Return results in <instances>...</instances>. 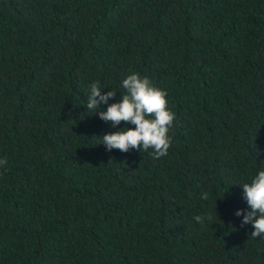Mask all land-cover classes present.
I'll return each instance as SVG.
<instances>
[{"label":"trees","instance_id":"obj_1","mask_svg":"<svg viewBox=\"0 0 264 264\" xmlns=\"http://www.w3.org/2000/svg\"><path fill=\"white\" fill-rule=\"evenodd\" d=\"M132 73L176 114L160 159L108 151L135 126L86 108ZM4 158L0 264H264L235 215L264 170V0H0Z\"/></svg>","mask_w":264,"mask_h":264},{"label":"clouds","instance_id":"obj_2","mask_svg":"<svg viewBox=\"0 0 264 264\" xmlns=\"http://www.w3.org/2000/svg\"><path fill=\"white\" fill-rule=\"evenodd\" d=\"M122 87L125 94L121 95V100L108 104L117 92L102 94L98 81L90 86L87 110L108 105L106 111L95 112H98L102 121L111 122L113 127L119 126L121 122L135 126L104 135L101 144L108 151L116 149L127 153L133 149L140 152L151 149L153 159L166 156L172 144L169 132L176 120L175 112L168 107L167 92L155 87L147 76L141 77L138 73H132L123 79ZM7 163L6 158L0 159V168H4ZM242 189L249 210H238L235 215L243 216L242 226L251 224L254 228L250 239H264V170L259 171L251 183H245ZM201 198L208 200V193H202ZM194 219L203 224L205 220L210 221L211 216L197 215Z\"/></svg>","mask_w":264,"mask_h":264}]
</instances>
